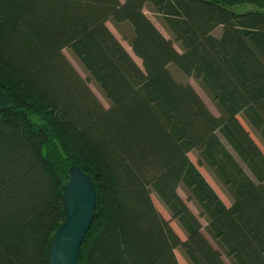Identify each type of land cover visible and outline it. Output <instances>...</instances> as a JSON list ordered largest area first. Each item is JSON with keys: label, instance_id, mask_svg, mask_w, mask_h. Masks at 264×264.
<instances>
[{"label": "trees", "instance_id": "1", "mask_svg": "<svg viewBox=\"0 0 264 264\" xmlns=\"http://www.w3.org/2000/svg\"><path fill=\"white\" fill-rule=\"evenodd\" d=\"M108 21L126 24L130 53ZM0 89L13 101L0 113V264H49L72 165L97 196L78 264H180L177 248L188 264H264V0H0Z\"/></svg>", "mask_w": 264, "mask_h": 264}, {"label": "water", "instance_id": "2", "mask_svg": "<svg viewBox=\"0 0 264 264\" xmlns=\"http://www.w3.org/2000/svg\"><path fill=\"white\" fill-rule=\"evenodd\" d=\"M12 106L13 101L0 89V113ZM62 198L65 219L53 233L49 264H78L81 245L95 216L97 196L92 178L77 165L67 171Z\"/></svg>", "mask_w": 264, "mask_h": 264}, {"label": "rangeland", "instance_id": "3", "mask_svg": "<svg viewBox=\"0 0 264 264\" xmlns=\"http://www.w3.org/2000/svg\"><path fill=\"white\" fill-rule=\"evenodd\" d=\"M249 8H252V6L249 5V4L237 5V6H234L233 7L234 11H237V12L245 11L246 9H249ZM144 12L147 15V17L154 23V25L160 30V32L165 37H167V38H170L171 37L170 33H168V31L164 28L163 24L159 20V17L155 13H152L151 11H149L146 8L144 9ZM107 25L110 28V30L114 33V35L120 40V42L126 48V50L129 52L130 51L129 44L124 39V37H122V35L120 33V30L116 27L115 23L108 22ZM124 25L122 26L123 27L122 30H124L125 33H126V31L129 30V29L126 28V24H124ZM219 31H220V29L218 27L214 31V33L215 34H218ZM175 47L179 50L177 44H175ZM64 53L68 57V59L72 62V64L76 67V69L80 72V74L82 76H86V73L83 71V69H82L81 65L79 64V61L77 60V58L75 57V55H73V53H71V51L69 49H64ZM135 60L138 63H140V61H139L138 58L135 57ZM169 68H170V71L175 75V77L179 81L190 83L196 89V91L199 93V95L201 96V98L203 99V101L205 102V104L208 106V108L213 113L217 114V109L215 108V106L212 103L211 99L204 93V91L199 87V85L196 83V81L193 78H191V77H185V74L179 68H177V66L175 64H173V63L170 64ZM89 85H90L91 89L93 90V92L100 99V101L105 106H108V101L104 98L103 94L100 92V90L97 87L96 83L91 80L90 83H89ZM188 155H189V158L191 159V161L198 167L199 171L202 173V175L205 177V179L208 181V183L212 186V188L218 194V196L222 199V201L227 206H230L231 203H232V197L227 193V191L225 190L224 186L220 182H218V180H216L211 175V173L209 172V170L206 167L199 166L197 164V154H196V152L194 150L193 151H190L188 153ZM178 192L182 196V198L184 200H186L187 205L192 209V211L195 214H198V210L196 209L195 205L191 201H187V195H186V192H185L183 186H180L178 188ZM152 198H153V201H154L155 206L163 214L164 217H166L167 219L170 220L171 225L173 226V228L175 229V231L177 232V234L180 236V238L181 239H185V237H186L185 232L180 227V225L177 223V221L171 217V214L167 210V208L162 204V202L158 199V197L155 194L152 195ZM200 221H201L202 225L204 226V228H203L204 235L208 238V240L213 244L214 247L218 248L217 243L211 238V236L208 234V232L205 229L206 220L204 218H200ZM175 255H176L177 260L179 261L180 264H188L187 260L183 256L182 251H181L180 248H177L175 250ZM222 257H223L224 261L227 264H232L230 262V260L225 256V254H223Z\"/></svg>", "mask_w": 264, "mask_h": 264}, {"label": "crops", "instance_id": "4", "mask_svg": "<svg viewBox=\"0 0 264 264\" xmlns=\"http://www.w3.org/2000/svg\"><path fill=\"white\" fill-rule=\"evenodd\" d=\"M108 22H110V21H108ZM107 22V23H108ZM116 25V27L120 30V33H121V35H122V37H124V39L127 41V39L126 38H128V36L130 35V30H127L126 31V33H125V31L124 30H122V26L124 25V24H122V23H117V24H115ZM125 26V25H124ZM126 28L128 29V27L126 26ZM124 33H125V36H124ZM129 47H130V45H129ZM129 52H131V49H130V51ZM97 85V84H96ZM97 87H98V85H97ZM99 88V87H98ZM99 90H100V88H99ZM100 92L102 93V91L100 90ZM103 94V93H102ZM104 96V95H103ZM105 98V97H104Z\"/></svg>", "mask_w": 264, "mask_h": 264}]
</instances>
